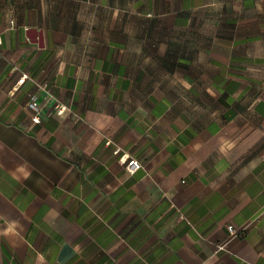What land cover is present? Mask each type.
I'll list each match as a JSON object with an SVG mask.
<instances>
[{"label":"crops","instance_id":"obj_1","mask_svg":"<svg viewBox=\"0 0 264 264\" xmlns=\"http://www.w3.org/2000/svg\"><path fill=\"white\" fill-rule=\"evenodd\" d=\"M0 41V264H264V0H0Z\"/></svg>","mask_w":264,"mask_h":264},{"label":"built area","instance_id":"obj_2","mask_svg":"<svg viewBox=\"0 0 264 264\" xmlns=\"http://www.w3.org/2000/svg\"><path fill=\"white\" fill-rule=\"evenodd\" d=\"M1 42V41H0ZM28 77L26 75H23L22 77H20V79L18 80V84H23L26 79ZM43 88H46V85L43 86ZM54 104V109L56 110V113L59 115H62L65 112V107L60 105L58 102H56L55 100L53 101ZM29 109L32 110L34 112V115L32 117V122L34 124H39L42 120V110L40 107V102L39 99L37 97V95H32L30 97V101H29ZM120 161L125 165V169L128 173L130 174H134L139 168L140 165L136 160H128V158L126 157H122L120 159ZM228 231L233 234L235 232V229L233 226H229L228 227Z\"/></svg>","mask_w":264,"mask_h":264},{"label":"rangeland","instance_id":"obj_3","mask_svg":"<svg viewBox=\"0 0 264 264\" xmlns=\"http://www.w3.org/2000/svg\"><path fill=\"white\" fill-rule=\"evenodd\" d=\"M125 166V165H124Z\"/></svg>","mask_w":264,"mask_h":264}]
</instances>
